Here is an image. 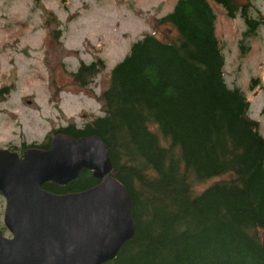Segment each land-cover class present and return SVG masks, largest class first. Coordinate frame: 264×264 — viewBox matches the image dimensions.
<instances>
[{
	"label": "trees",
	"instance_id": "trees-1",
	"mask_svg": "<svg viewBox=\"0 0 264 264\" xmlns=\"http://www.w3.org/2000/svg\"><path fill=\"white\" fill-rule=\"evenodd\" d=\"M212 1L229 17L240 12L246 54L264 16L251 17L237 0ZM215 21L210 0H177L156 20L163 37L144 34L112 67L102 115L58 129L99 136L130 195L134 237L105 264H264V136L245 93L225 81ZM101 68L102 61L81 64L72 76L85 87ZM97 182L83 169L43 189L64 194Z\"/></svg>",
	"mask_w": 264,
	"mask_h": 264
},
{
	"label": "rangeland",
	"instance_id": "rangeland-1",
	"mask_svg": "<svg viewBox=\"0 0 264 264\" xmlns=\"http://www.w3.org/2000/svg\"><path fill=\"white\" fill-rule=\"evenodd\" d=\"M249 4L253 18L264 16V0ZM176 0H0V83L9 86L7 120L0 142L19 146L41 141L52 129L74 121L81 125L101 115L98 96L110 72L130 45L146 33L163 37L156 20L172 10ZM216 13L215 34L224 56V78L240 87L250 103V117L264 136V24L246 54L239 41L246 23L237 12L229 17L210 0ZM102 61L104 68L87 87L72 76L81 64ZM251 79L256 81L251 86ZM219 177L197 185L203 189Z\"/></svg>",
	"mask_w": 264,
	"mask_h": 264
},
{
	"label": "water",
	"instance_id": "water-1",
	"mask_svg": "<svg viewBox=\"0 0 264 264\" xmlns=\"http://www.w3.org/2000/svg\"><path fill=\"white\" fill-rule=\"evenodd\" d=\"M86 169L99 180L79 192L54 194ZM108 146L97 135L55 134L50 147L20 157L0 149V192L6 198L0 264H105L135 234L131 198L111 174ZM264 247V239L262 241Z\"/></svg>",
	"mask_w": 264,
	"mask_h": 264
},
{
	"label": "flooded vegetation",
	"instance_id": "flooded-vegetation-1",
	"mask_svg": "<svg viewBox=\"0 0 264 264\" xmlns=\"http://www.w3.org/2000/svg\"><path fill=\"white\" fill-rule=\"evenodd\" d=\"M9 86L3 83H0V129L4 126V122L6 123L7 120L3 118L4 116H7L8 110H9V105H8V100H9ZM74 128V127H73ZM35 143V142H33ZM33 143H26L24 142L20 143L19 146H15L10 144L9 142H0V149H7L11 151H16L19 153V155L22 154L23 149L28 146L26 145H33ZM25 145V146H24ZM24 146V147H23ZM6 206V200L3 197V195L0 193V235H3L5 237H10L8 234V231L5 228L4 225V209Z\"/></svg>",
	"mask_w": 264,
	"mask_h": 264
}]
</instances>
